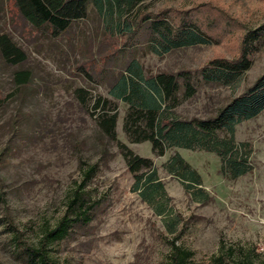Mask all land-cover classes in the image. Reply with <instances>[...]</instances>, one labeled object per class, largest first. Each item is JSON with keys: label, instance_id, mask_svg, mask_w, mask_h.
I'll list each match as a JSON object with an SVG mask.
<instances>
[{"label": "rangeland", "instance_id": "rangeland-1", "mask_svg": "<svg viewBox=\"0 0 264 264\" xmlns=\"http://www.w3.org/2000/svg\"><path fill=\"white\" fill-rule=\"evenodd\" d=\"M193 9L214 44L153 54L147 44L131 55L119 52L122 39L105 34L104 20L93 5L87 16L63 34L35 29L18 14L13 0H0V35L25 53V61L8 65L0 58V264H32L18 246L36 248L41 232L64 212L69 194L82 182V171L94 166L86 191L97 208L87 228L47 247L54 264H167L172 235L132 190L134 178L114 143L95 124L91 106L97 98L117 108V139L135 155L152 160L168 199L170 218H179L176 244L189 250L193 264H210L223 254V264H264V111L236 127L235 140L251 148V171L231 180L211 153L173 148L152 154L149 143L131 144L122 132L126 106L108 95L110 81L130 59L146 76L195 71L212 58L237 54L243 27L264 25V0H143L124 18L145 13ZM228 21V19H231ZM239 27H242L239 29ZM28 72V82L14 84V74ZM264 73V36L252 65L236 85L197 81L196 94L174 113L181 119L213 116ZM76 89L88 94L86 105ZM178 153L200 176L207 199L194 200L164 165ZM195 195V196H194ZM10 225V226H8Z\"/></svg>", "mask_w": 264, "mask_h": 264}, {"label": "trees", "instance_id": "trees-1", "mask_svg": "<svg viewBox=\"0 0 264 264\" xmlns=\"http://www.w3.org/2000/svg\"><path fill=\"white\" fill-rule=\"evenodd\" d=\"M143 0H13L20 17L35 29H45L53 36L65 33L74 22L86 18L89 5H93L104 20L105 34L110 39H122L120 48L131 55L135 46L147 44L150 51L163 56L175 50L210 45L215 39L209 35L203 22L193 9L186 11H159L145 13L134 19H123L127 11ZM232 20L228 19V21ZM242 27H239V29ZM237 54L232 58H212L195 71L157 73L146 76L135 59H130L108 86L112 100L126 106L122 118V132L131 144L149 143L154 156L160 157L167 150L178 148L214 154L220 162V173L236 180L251 171V148L247 143L235 140L236 127L252 120L264 111V73L243 92L231 98L213 116L181 119L174 110L196 94L197 81L233 87L239 77L252 65V57L260 50L264 25L252 30L243 27ZM0 58L8 65L25 61V53L12 39L0 35ZM28 72L14 74V84L23 86L28 82ZM75 95L86 105L88 94L76 89ZM91 114L102 135L114 143L122 156L127 171L133 175L132 190L157 216L165 218L164 224L172 235L167 264H193V254L176 244L179 218H170L168 199L164 186L158 179L152 160L135 155L116 136L117 108L110 100L97 98L91 106ZM166 172L178 179L187 193L196 191L194 200L204 202L207 195L200 188L201 180L178 154L171 155L164 165ZM95 167L82 171V182L67 197L64 212L52 228L41 232L36 248L18 246V253L32 264H54L48 257L47 247L58 244L77 229L87 228L93 220L96 202L86 187L94 176ZM192 191V192H193ZM3 199L0 198V203ZM10 226V225H8ZM220 254L210 264H223ZM250 264V263H248Z\"/></svg>", "mask_w": 264, "mask_h": 264}]
</instances>
